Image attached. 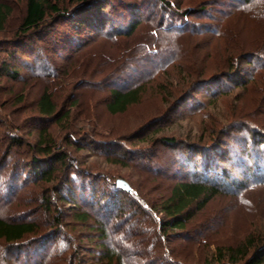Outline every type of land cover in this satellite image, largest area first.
Instances as JSON below:
<instances>
[{"label":"rangeland","instance_id":"1","mask_svg":"<svg viewBox=\"0 0 264 264\" xmlns=\"http://www.w3.org/2000/svg\"><path fill=\"white\" fill-rule=\"evenodd\" d=\"M103 2L109 19L104 34L88 27L90 22L80 27L53 14L45 38L35 42L34 69L21 70L27 83L0 75V164H5L0 216L33 222L40 229L21 248L0 240V264L105 263L99 260L103 241L86 238L76 260H68L71 250L61 259L55 256V249L64 248L59 241L68 236H76V245L79 237L98 236L90 233L91 222L75 227L70 206L60 199L65 191L56 195L70 177L79 180L73 188L80 207L75 212L94 215L98 205L110 211L108 227L115 232L106 245L123 253L122 264H206L217 250L235 248L249 236L264 239V0L245 6L240 0H173L170 10L155 0ZM57 3L70 19L86 16L73 14L78 0ZM0 4L10 9L0 29L1 62L15 52L25 0ZM132 19L139 23L126 35ZM179 22L185 32H169ZM77 30L79 37L73 35ZM259 40L262 50L255 52ZM40 71L58 79L52 85L49 79H34ZM236 73L247 75L244 84L236 83ZM140 84L137 103L115 115L106 110L110 89ZM48 87H57V110L77 104L61 124H46L54 150L66 158L54 165L52 177L36 180L25 168L15 174L17 166L10 170V165L17 161L23 167L38 155L37 129L43 123L35 109ZM11 138L23 146L13 147L4 161ZM249 170L259 175L249 176ZM117 179L127 182L128 195L113 196ZM192 179L215 184L221 193L202 210L193 204L183 228L160 235L157 229L169 220L161 205L175 184ZM49 196L51 213L41 201ZM52 217L63 219V235L54 243L44 238L55 233ZM36 249L48 251L43 256Z\"/></svg>","mask_w":264,"mask_h":264},{"label":"trees","instance_id":"2","mask_svg":"<svg viewBox=\"0 0 264 264\" xmlns=\"http://www.w3.org/2000/svg\"><path fill=\"white\" fill-rule=\"evenodd\" d=\"M78 1H80L81 4L73 10V14H75V16L86 14L85 18H83V21H75L73 19H70V17L68 16L72 15H70V13H67V11L60 10L62 8L58 6V0H25V12L16 31V38L14 40V42L16 43H14L15 45H13L15 46V52L12 50L11 52H9L10 56L6 55V57H8V61L0 62V75L7 76L14 81L19 80L20 78L25 81V78L21 77V70L25 67L27 69H34V63L32 59L34 60L33 52L35 51L36 43L38 41L41 42L45 38L46 30L50 29L48 26V29H45V25H47V19L49 18V16L53 14H55L59 18H64V21L66 22H77L76 25H79L80 27L82 24L90 22L89 24H87L88 27H92V29L94 31H97L99 34H104L106 25L109 22V19H106L103 13L106 7V3L103 2V0H97L94 3L90 2L89 0ZM155 1L164 6L167 10H170V8L174 5L173 0ZM240 1L243 2L244 6L252 2V0ZM177 8L180 7L177 5ZM87 14H89L91 18H88L89 16H87ZM182 14L186 17L189 16V12L187 11L183 12ZM9 15L10 9L4 4H0V29L4 27L6 19ZM136 15L134 14L133 17L136 18ZM75 16L72 18H75ZM138 23L139 22L137 21V19H132V21H130L129 25H127L126 27L125 34L131 35L136 29ZM181 24L182 23L179 22V24L177 23V25H172L169 32L177 31V33L179 34L184 33L185 28L181 26ZM73 35L75 37H79L78 30ZM262 45V40H259L258 42L254 43L253 48L255 49V52H259V50H262ZM230 58L231 57L229 56V59ZM11 61H16L14 63L15 65H12ZM18 62L22 63V65L18 64ZM246 62L248 61L244 60V63ZM262 64L264 67V60ZM41 74L42 75H35L34 79L36 77H43L49 79L51 85L53 82L56 81V79H58V76L55 74L48 75L42 72ZM246 76L247 75L244 74L237 75L236 77L232 75V77H235L236 83L238 85H242L246 82ZM24 83H27V81H25ZM143 85L140 84L125 90L110 89V98L106 104V110L113 115L126 111V109L130 105H133L139 101ZM62 86L63 85L61 84L60 87ZM56 88L57 87L54 88V91L49 87L45 88L41 92L37 100V105L35 109L36 114L39 116L40 120L43 123V125H41L37 129L38 136L35 144L38 155L37 157H32L30 162H26L25 164H23V167L22 164L18 165L17 161L15 162L16 164L12 163L10 165V170L17 166L16 168H14L16 170L15 174H19L20 169L25 168L27 172L32 174L33 178L36 180L48 179L49 177H52L55 172L56 167L54 165L57 163H62L66 158L63 153L54 150L56 144L55 141L51 138V136L48 135V125L46 124H49L51 122L61 124L68 116L69 112L67 110H69L72 105L76 106L77 103H69V108L66 111H64L66 108L64 105L61 107L60 110H57L56 96L54 93L56 91ZM21 146H23L22 141L17 138H11L8 146L5 147L4 151L6 152V154L3 157V160H6L10 150L13 147ZM251 166H253L252 169H255L254 165ZM4 169L5 164H2L1 161L0 171ZM247 174L253 177L259 175L257 174V172L254 173V171L251 170L247 171ZM78 182V179H73L72 177L65 179L61 185V188L56 191V195L61 194V192L65 191L64 195L60 196V199L62 200L64 206H70V209L68 211L73 212L71 217L73 224H75V227L79 224L86 225L91 222L93 223V225L89 228V231L90 233H97L98 236L86 235L79 237L80 239H78V245L75 244L76 236H73L72 239H70V237L68 236L65 238V241H59L58 245L64 243V248L60 249L58 247V249H55V256H58V258L61 259L67 252H69V250H71L68 253V260L69 258H74V260H76L79 251L78 246H81V241L85 240L86 238L89 242L103 241L98 245V247L101 248L99 252V260L105 261L104 264H122L123 253L116 247H108L106 245V241L110 242V237L115 232V230H113L114 228L110 229L108 227L111 222V219L109 217L110 211L105 213L102 210L105 206L100 205L102 207L101 208L98 205V209L94 215L91 214L89 211L75 212L74 209L78 210L80 208L79 200H77V197L74 196L77 192L75 189H73ZM7 184L9 185V183ZM114 187V193H112L113 196L115 194L118 195V193L128 195L127 191L120 189L116 186ZM220 193L221 192L218 186H216L215 184H208L206 180L200 181L197 179H192L175 184L170 191L169 197L161 205L162 211L169 218V220L162 223L161 227L157 229L159 234L165 236L168 230L183 228L184 224L189 221L192 217L190 215L191 212L189 211V209L193 204L195 205L196 210H202L213 197L219 195ZM51 200V196H49V198L41 197V201L44 204L45 212H52L51 210L53 204L51 203ZM101 210L103 211V213ZM58 213L61 214L60 211ZM21 220L22 219L12 220L0 216V240L4 241L6 244L13 246L15 244L17 248H21L20 245L23 244L25 240H27V237L30 238L38 234L40 229L35 223ZM61 224H63V219H60L58 217H52L51 225L54 226L55 233H51L50 235L48 234V236H44V238H49L54 243L55 238L60 235H63L59 227ZM72 246H74L73 249H66L67 247L72 248ZM15 250L23 251L24 249ZM37 251L38 254L40 252L44 256L47 253L46 251H48V249H36V252ZM213 256V261L206 264H264V239L259 238L258 240H255L253 236H249L246 238V240H244L241 245L235 248L228 247L225 250H217V252Z\"/></svg>","mask_w":264,"mask_h":264},{"label":"water","instance_id":"3","mask_svg":"<svg viewBox=\"0 0 264 264\" xmlns=\"http://www.w3.org/2000/svg\"><path fill=\"white\" fill-rule=\"evenodd\" d=\"M115 186L118 187V188H120V189H123V190H125V191H127V192L130 191V187H129V185L127 184L126 181H124V180H122V179H117V180L115 181Z\"/></svg>","mask_w":264,"mask_h":264}]
</instances>
